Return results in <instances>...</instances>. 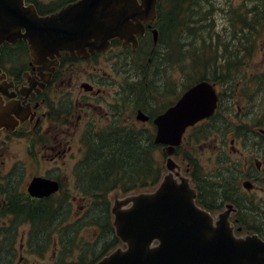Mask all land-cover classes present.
<instances>
[{"label": "rangeland", "instance_id": "rangeland-1", "mask_svg": "<svg viewBox=\"0 0 264 264\" xmlns=\"http://www.w3.org/2000/svg\"><path fill=\"white\" fill-rule=\"evenodd\" d=\"M37 1L41 9L47 11L48 8L53 9L72 0ZM242 3L247 4L249 8L259 5L254 0H215L218 10H216L214 15L213 28L216 32L220 33V37L215 35L209 26H205L197 37H194L191 33L189 35L184 33L183 35V41L187 40L189 42L188 49L190 50L194 48L200 49L199 46L204 43L203 39L205 37L209 42L208 36H214L212 47H208L204 43L207 47L206 51L208 55L214 56V59L209 64V72L205 70V65H198L196 62H193V54L190 51L186 57L180 60L171 59L168 53L175 50V45L173 44L168 47L165 42L159 43L160 32H158V40L155 42L154 38H152L153 31L149 35V42L139 52L129 51L130 53H127V50H123L120 46H117L104 56L105 62L103 64L100 63V65L95 66L89 63H82L72 67V83H70L67 77L65 81L69 83L66 84L65 82L62 92L64 94L63 101L67 102V104L64 102L62 104L64 103V106H67L68 104L75 103L74 112L76 117L81 115L78 131L73 129V125L67 126L63 124L64 130L68 132L64 133V138L69 140V137H71L72 139L74 146L72 151L64 154L58 162L42 159L38 168L31 163L27 156V179L34 172H40L46 178L49 176L54 178L52 180L58 179L60 182L62 181L64 185L63 190L55 197L56 199H60L64 206L63 217L60 220L57 221L56 213L49 212V210L43 212L39 204H27L29 206L27 208V213H29L27 216H35L37 220L36 226H38L40 231H45V227L49 225L48 219L50 215L52 213L55 214L53 222L57 221L55 225L60 227V229H55V233H59L62 230L63 236L57 238L55 243L52 238L50 240L43 239V245H37L33 240V235L31 238L27 237V252H25L27 263L23 264H55L58 256H60L62 242L67 244V247L72 246L73 252L77 248L79 249L78 251L87 248L88 244H81L79 239L83 242L92 241L91 244L93 245V250L95 247V253L91 255L90 259L93 260L95 254L100 255L102 253L105 235H100L99 230L93 226H87V228L83 226L85 223H88L87 214L90 212V206H95L97 202L103 201V197L101 199L96 196L102 192L87 187L84 181H88L93 185L91 175L101 172L111 178L109 183L106 184L111 185L113 179L122 175V178H120L123 181L119 184L125 185L127 183V180H125L126 176L130 178L136 175V170H141L142 167H144L145 171L141 175L144 176L150 173L151 167L147 164V157L159 161L162 164V171H167V145L154 144L155 147L151 146L153 142L150 141V138L156 136L157 128L151 122L138 119L137 112L138 110H143L150 117H155L162 113L169 105L176 102L190 86L204 79V73L212 75L214 72H217L215 69L221 67L222 69L218 71L219 74L223 76L226 73V65L228 63L226 56L228 55H225L222 51L224 47L222 42H229L231 40V37L227 36V34H230L228 22L230 15H227L226 12L228 10L231 11L234 6ZM221 7L224 10L220 9ZM208 9L209 7L206 5L202 7L201 11L207 12ZM183 11L186 10L183 9ZM184 17L185 14L182 15V18ZM206 21L210 20L207 19ZM198 24L200 23H192V25ZM263 24L260 23L259 31L252 34L253 46L251 52L244 53L243 55L246 57H243L241 60L239 56L234 57L238 60L239 64H237V71L232 72L230 78L225 77L215 82L220 94L216 114L200 122L198 128L189 129L186 134V139L189 142V144H186V150L203 166L202 169L205 172L213 171L217 166L222 165V169L217 170L218 175L227 174L235 176V174H238V176L242 177L243 170H245L248 178L243 177L240 184L242 185V181L248 179L252 184L257 185V188L254 190L238 189L236 190V195L241 199L240 205L242 211L239 213V216L244 221L243 224L249 230L259 231L264 230L261 225L264 224V167L258 173L254 162L259 160L264 165V142L258 149H255L254 143H252L255 139L250 135H253L252 128L259 126V121H261V124L264 122ZM235 27L239 28V25ZM155 28L159 30L158 26L154 27L153 30ZM185 28L186 24L179 28L180 36ZM167 36L170 38V34ZM216 42H218V50L215 48ZM155 51L161 54L154 59ZM152 54L154 55L152 56ZM216 54L217 56H215ZM184 61L189 63L185 68H182L180 63ZM191 63L197 67L191 66ZM157 66H160L159 71H157ZM94 70H101L100 73L104 76V80L98 79V83L102 84L106 91L103 100L95 101V104L98 105L96 108L86 104L87 99H83V96L89 93L81 87L82 82L89 81L90 76H88V73ZM209 81L213 82L212 80ZM140 82L143 83L141 87L133 85ZM133 87L135 88L134 91H132ZM51 94H56V91L53 90ZM59 97L60 93L58 94V98L55 97L52 101H58ZM114 116L117 117V121L121 126H124L122 124H127L125 123L126 121H131L137 130L136 132H130V137L137 135V142L136 140L132 142L135 143V146H132L131 150L128 149L129 151L124 149L125 147L122 145L127 140L128 135L122 137L113 133ZM140 128L151 131L154 136L139 132ZM85 129L87 132H85ZM39 137H32L31 142L37 143L36 145L40 147L41 144H38ZM89 138L90 140L93 139L97 147L95 148L96 152H93L90 157L93 159H89V162L85 165L89 150L86 142ZM199 139L200 141L196 142ZM233 145L238 148V151L232 150L231 146ZM182 146L185 147V143ZM13 151L15 154L13 159L22 157L23 143L16 141L13 144ZM49 152L51 151L49 150ZM45 153L46 151L43 150L42 154ZM182 155L183 151L177 155L179 158L174 157L182 166L180 169L181 174L186 175L187 164L181 159ZM120 160H122V163ZM107 161L110 163L106 164ZM226 162L238 165L239 171L229 170L226 167ZM111 163L114 168L120 163L118 175L113 172L110 173ZM246 163H249L248 168L246 167ZM83 165L85 166L82 167ZM81 170H83L82 179L84 181L80 179ZM112 174L114 175L112 176ZM58 180L56 181L59 183ZM227 190H231L229 185L225 188L217 187L214 190V192L218 193L216 196L217 200L221 198V193ZM136 191L138 192V190ZM110 193L109 199L113 206L116 200L113 198L115 192ZM125 193L127 192H124L121 188L118 199L124 197ZM71 195L76 196L75 200L67 198ZM81 220L82 222H80ZM0 224L3 225V220H0ZM30 224L32 223L27 221V229ZM65 227H67L66 231ZM20 242L21 239L19 238L16 244L17 248H19ZM18 259L19 256L17 254L16 256H11L10 261H13V264H17Z\"/></svg>", "mask_w": 264, "mask_h": 264}, {"label": "water", "instance_id": "water-1", "mask_svg": "<svg viewBox=\"0 0 264 264\" xmlns=\"http://www.w3.org/2000/svg\"><path fill=\"white\" fill-rule=\"evenodd\" d=\"M159 0H77L47 15H41L25 0H0V45L25 38L35 63L61 50L86 53L106 50L118 37L139 45L145 23L157 18ZM25 29V30H24ZM158 29L153 30L155 42ZM214 84L202 80L189 88L165 112L158 115L156 143L167 145L169 155L181 144L186 129L210 117L218 107ZM138 119L149 117L139 111ZM169 157L167 167L174 170ZM179 167V165H177ZM176 175H180L178 171ZM250 187L249 182H245ZM30 192L47 196L59 188L50 178L36 176ZM196 190L188 179L177 183L173 173L165 176L154 192L126 196L113 207L117 235L127 243L96 264H264V239L258 234L236 237L226 211L215 218L196 203ZM155 239L159 244L152 246Z\"/></svg>", "mask_w": 264, "mask_h": 264}, {"label": "flooded vegetation", "instance_id": "flooded-vegetation-1", "mask_svg": "<svg viewBox=\"0 0 264 264\" xmlns=\"http://www.w3.org/2000/svg\"><path fill=\"white\" fill-rule=\"evenodd\" d=\"M26 3L35 4L39 13H41L37 0H26ZM150 30L151 28L147 27V33ZM117 46H120L123 50H127V53H130L129 51L138 52L140 48L138 46L137 49L133 50L131 44L127 45L125 41L115 37L110 40L109 47L103 51L95 50L91 52L89 48H86L87 52L80 54L76 50L74 52L63 50L60 55H48L45 60L35 63L29 49V44L25 38H18L15 41H5L0 45V220H3V225L0 224V264H13L10 258L17 254L19 256L17 264L27 263L25 255V252H27V237L31 238L33 235V240L36 244L43 245V239L50 240L52 238L55 243L57 238L63 236L62 230L59 233H55V229H60L55 224L63 217L64 212L63 203L55 197L63 190L64 185L62 181L60 182V180L56 179L59 181L57 191L43 197L32 195L29 189L32 179L36 176L44 175L40 172H34L27 179V156L31 163L38 168L42 159L58 162L64 154L72 151L74 147L72 139L71 137H69V140L64 138V133L67 131L64 130L63 124L67 126L73 125V129L78 131L81 115L76 117L74 112L75 103L64 106V103L67 104V102L63 101V87L65 82L66 84L69 83L65 80L68 77V80L72 83L71 72L74 66L82 63H89L95 66L100 65V63L103 64L105 62L104 56ZM221 69L222 67L217 68L218 71ZM100 71L94 70L89 72V81L82 82L81 84V87L89 93L84 95L83 99H87L86 104L92 105L94 108L98 106L95 104V101L103 100L104 93L106 92L102 84L98 83V79L104 80V76ZM53 90L56 91V94H51ZM59 93L60 99L52 101L55 97L58 98ZM62 102L64 103L62 104ZM114 119V122H112L119 124L116 116H114ZM147 122L154 124V117H150ZM200 122L187 128L183 137L185 149L187 148L186 144H189L186 139L188 130L194 127L198 128ZM125 123L127 124L122 125L127 126L129 129L134 128V124L131 121H126ZM258 123L259 126H254L251 130L253 131V135H250L255 139L252 141L255 149H258L264 142V122L263 124H261V121ZM115 130L116 128H114V132H116ZM138 131L154 136L147 129L140 128ZM85 132H87L86 129ZM36 136H40L38 140V144H41L40 147L36 145L37 143L31 142L32 137ZM16 141L23 143V153L22 157L13 159L15 156L13 144ZM198 141L200 139L196 142ZM231 148L233 151H238L235 145L231 146ZM43 150L46 151L45 154H42ZM182 160L187 164L186 171L188 173L200 175L197 170L192 171L191 162L186 159V156ZM226 163V167L229 170L235 169L239 171L238 165ZM254 164L256 171L258 173L261 172L264 165L259 160L254 162ZM250 165L252 166L251 163ZM246 167H249V163H246ZM218 169L215 168L213 170L216 173V177L222 181L225 179L235 189V194L238 189L246 190L251 188L249 190H254L257 188L255 184H252V187H246L245 182H250L248 179L243 180L242 185L240 184L243 177L248 178L245 170H243L242 177L235 178L233 175H218ZM192 179L198 191L201 190L203 192L202 187L210 186L211 184L203 177L198 179L192 176ZM255 179L258 180L257 177ZM119 190H112L115 192L113 195L114 200L118 199ZM203 193L207 194V192ZM67 198L75 200L76 196L71 195ZM67 202L69 201L67 200ZM27 204H39L43 212L46 210L53 213L57 212V221L47 225L45 231H40L36 224H30L27 229V208L29 207ZM236 212H238V209ZM53 213L50 217L55 216ZM7 218L8 220H6ZM236 220L239 221V219ZM261 225L264 229V224ZM21 228L23 229L21 230ZM238 230L241 231L242 227H238ZM258 233L264 239V230ZM19 238L21 242L19 248H17L16 244Z\"/></svg>", "mask_w": 264, "mask_h": 264}, {"label": "trees", "instance_id": "trees-1", "mask_svg": "<svg viewBox=\"0 0 264 264\" xmlns=\"http://www.w3.org/2000/svg\"><path fill=\"white\" fill-rule=\"evenodd\" d=\"M232 1V0H230ZM259 4L258 6H254L253 8H249L247 4L242 3L240 5L234 6L231 11H227L226 14L230 15L228 18L229 22V32L230 34H227V36L231 37V40L229 42H222L223 47V53L228 58V63L226 65V73L223 74V77L219 74L218 70L215 69L217 72H214L212 75L209 73H204V79H209L212 80L213 82H218L221 79L225 77L231 76L232 72L237 71V64L238 60L235 59L234 57L239 56V59L241 60L243 57H246L243 55L244 53H250L253 42H252V34L256 33L259 31V26L260 23H264V0H254ZM38 7L40 6L39 3H37ZM208 6L209 9L207 12L201 11L202 7ZM58 7H55L53 9H47V11H43L40 7L41 12H52ZM185 9L186 11H183ZM220 9H223L222 7ZM158 19L156 22V26L159 28L160 32V39L159 43L165 42L168 47L172 46L173 44L175 45V50L171 53H168L171 57V59H176L180 60L183 57H186L188 52L190 51L193 54V62H196L198 65H205L206 66V71H208L209 64L211 60L214 59V56H209L207 53V47H212V41L214 36L209 35V42L207 38L205 37L203 39L204 43L200 44L201 46L200 49L194 48L193 50L188 49L189 42L187 40L183 41V35L184 33H191L194 37H197L202 29L205 26H209L213 33L215 35H218L220 37V33L216 32L214 30V15L215 11L218 10L217 5L215 4V0H160L159 6H158ZM224 10V9H223ZM201 11V12H200ZM185 14V17L182 18V15ZM252 15V17L248 16ZM211 17V18H208ZM198 18V19H197ZM209 19L210 21H206ZM200 23L198 25H192ZM186 24V28L184 29L182 35H179V28L181 26ZM239 25V28H236L235 26ZM264 27V24H263ZM190 31V32H189ZM170 34V38L167 36ZM149 36H143L141 38V46L139 48V51L142 50L143 46L149 42ZM169 38V40H168ZM173 39V40H172ZM182 39V41H181ZM196 41V40H195ZM166 45V46H167ZM215 48L218 50V42L215 43ZM155 49V48H154ZM138 51V52H139ZM241 51V53H240ZM153 52V51H152ZM240 53V54H239ZM161 53L155 51L154 59L156 56H159ZM217 56V54L215 55ZM210 58V60H209ZM166 59V58H165ZM167 60V59H166ZM189 62H181L182 68H185L188 65ZM195 66L193 63H191V66ZM239 65V64H238ZM160 70V66H157V71ZM134 86H139L141 87L143 85L142 82L140 83H134ZM135 88H132V91H134ZM113 128H116V132L113 133L115 135H121L124 137L125 135L127 136V140L122 143L124 149L127 151L131 150L132 146H135V143H132L134 140L137 142V135L130 137V132H136L137 130L135 128L129 129L127 126H121L118 123H115L113 125ZM245 136V135H244ZM104 137V136H103ZM101 138V137H98ZM118 138V137H117ZM125 139V138H124ZM131 139H133L131 141ZM150 141L153 142V138H150ZM137 144V143H136ZM154 142L151 144V146H154ZM86 145L89 146L88 150V157L85 160L86 164L89 162V159L93 152H96V147L97 144L93 142V139L89 140L86 142ZM129 149V150H128ZM184 149V150H182ZM183 151L182 158L186 156V159L191 162V167L192 171L194 172L195 170L198 171L200 175H192L194 178H206L208 183H211L210 186H205L202 187L203 192H207V194H204L200 190L199 194V200L201 201V204H203L206 208H210L212 210L220 208L223 204H220L221 201L224 200H233V202L236 203L238 207H241V199L237 197V195L234 193V190L231 185H229L226 180L222 181L220 178L218 180H213L211 177L216 176V173L213 171L210 172H205L203 166L197 162L196 159L190 155L187 150L181 145L177 148L176 154L179 155ZM104 161V160H103ZM111 161V160H109ZM109 161L106 162V164L110 163ZM122 160H120L121 162ZM112 162V161H111ZM122 163V162H121ZM156 163V164H154ZM159 161L157 160H152V158L147 157V164L149 165L150 168V173L148 175H141L143 173L144 167L141 168V170H136V175L131 176L130 178L126 176L127 183L125 185L119 184L121 181H123L122 175L118 178L113 179L111 185L106 184L109 183V180L111 179L110 176L107 177L105 174H102L101 172L93 173L91 175V181L93 183L90 184L88 181H84L82 179V174L83 170L80 171V179L84 181L85 185L89 188H94L93 190L102 192L99 195H96L97 198L103 197V201H99L95 204V206L91 205L90 206V212L87 214L88 223H85L83 226L84 228H87V226H93L99 230L100 235L104 236L105 235V242L103 244V251L100 255H94L93 260L90 259L91 255L95 253V247L93 250V245L91 244L92 241H79L81 244H88L87 248H83L82 250L78 251L79 249L75 252H73V247H67V244L62 242L61 246V252L60 256H58L55 264H95L101 257L104 255L108 254L110 251L116 249L118 246L122 245L121 239L116 235L115 228L113 226V215L111 213V203L108 198V193L115 188H122L124 192H129L132 191L133 189H142L146 187H153L157 185L161 179L163 174L165 173V170L162 171V164H157ZM83 165L82 167H84ZM120 163L117 164V167H112L111 163V169L110 173L117 174L120 172L119 167ZM222 165L217 166V168L222 169ZM234 171H237L233 169ZM122 171V170H121ZM112 174V176L114 175ZM209 177V178H208ZM238 176V174H235L234 176ZM229 185L230 191L227 190L226 192L221 193V198L217 200V192H214L217 187L225 188ZM235 196V198L233 197ZM220 201V203H219ZM93 210V211H92ZM98 210V211H97ZM95 211V212H94ZM97 211V212H96ZM57 213V212H56ZM29 213H27L28 215ZM83 219V218H82ZM54 217H49L48 222L49 224L54 223L53 222ZM27 221L31 222L32 224H37L36 223V218L33 215L27 216ZM82 222V220L80 221ZM86 222V221H85ZM65 227V231H66ZM66 233V232H64ZM73 252V253H72Z\"/></svg>", "mask_w": 264, "mask_h": 264}]
</instances>
